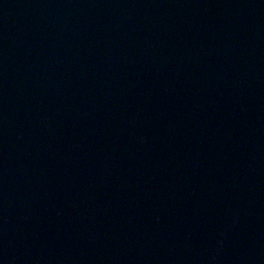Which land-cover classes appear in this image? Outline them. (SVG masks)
<instances>
[{"label":"water","instance_id":"1","mask_svg":"<svg viewBox=\"0 0 264 264\" xmlns=\"http://www.w3.org/2000/svg\"><path fill=\"white\" fill-rule=\"evenodd\" d=\"M0 264H264V0H0Z\"/></svg>","mask_w":264,"mask_h":264}]
</instances>
